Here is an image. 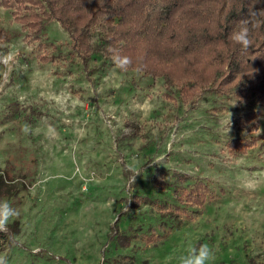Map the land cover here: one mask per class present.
Instances as JSON below:
<instances>
[{
	"label": "rangeland",
	"instance_id": "rangeland-1",
	"mask_svg": "<svg viewBox=\"0 0 264 264\" xmlns=\"http://www.w3.org/2000/svg\"><path fill=\"white\" fill-rule=\"evenodd\" d=\"M13 8L0 3L1 25L12 34L0 44V170L29 175L13 206L18 232L0 252L8 264H176L190 243L212 246L214 264H264V143L238 157L224 151L227 136L264 129V103L253 105L257 129L253 121L239 127L242 107L232 99L217 108L205 97L182 103L166 95L162 79L101 56L87 72L65 54L69 37L55 21L43 41L65 56L41 63ZM175 171L208 178L224 193L144 244L142 232L163 225L152 204L132 208L126 199L168 197ZM129 223L135 236L123 246L118 237Z\"/></svg>",
	"mask_w": 264,
	"mask_h": 264
},
{
	"label": "trees",
	"instance_id": "trees-1",
	"mask_svg": "<svg viewBox=\"0 0 264 264\" xmlns=\"http://www.w3.org/2000/svg\"><path fill=\"white\" fill-rule=\"evenodd\" d=\"M0 3L14 7L13 17L27 41L34 43V55L41 63L55 60L59 53L69 54L78 57L83 69L89 72L90 61L101 56L104 63L108 60L121 70H135L162 79L166 95L182 103L193 104L205 97L217 108L218 101L232 99L242 107L237 125L243 127L245 122L253 121V129L258 128L260 113L253 105L264 103V0H1ZM53 21L68 34L65 54L57 50L56 44L55 49L46 48L47 41H43ZM242 23H247L252 41L247 50H241L231 40L232 31ZM11 35L1 25L0 16V44L8 42ZM30 113L35 116L38 112ZM28 119L34 117L30 114ZM132 127L131 134L137 135L138 126ZM258 140L264 143V129L256 134L239 131L227 136L224 151L228 157L242 156ZM121 168L128 177L131 170L125 162ZM28 175V171L19 169L0 170V199L14 206L19 193L28 187ZM172 178L169 186L172 193L168 197L135 192L126 199L132 208L152 204L163 225L160 232L143 231L140 237L144 244L166 236L224 193L222 186L205 177L192 178L175 171ZM8 228V235L0 232V252L13 243L18 221H10ZM133 230L134 226L127 224V232L118 237V242L129 245L135 236L130 232Z\"/></svg>",
	"mask_w": 264,
	"mask_h": 264
},
{
	"label": "clouds",
	"instance_id": "clouds-1",
	"mask_svg": "<svg viewBox=\"0 0 264 264\" xmlns=\"http://www.w3.org/2000/svg\"><path fill=\"white\" fill-rule=\"evenodd\" d=\"M231 40L241 50H247L251 46V39L247 23H242L231 33ZM159 163V161H155ZM140 173L137 171L135 174ZM135 174L132 176L134 182ZM246 186V185H245ZM19 216V210L14 208L6 199H0V232L8 235L9 222ZM176 264H214L216 251L208 243H190L181 254L174 257ZM0 264H8L7 256L0 255Z\"/></svg>",
	"mask_w": 264,
	"mask_h": 264
}]
</instances>
